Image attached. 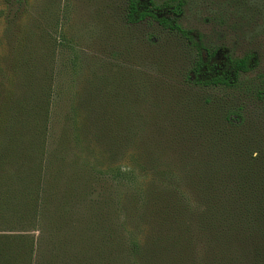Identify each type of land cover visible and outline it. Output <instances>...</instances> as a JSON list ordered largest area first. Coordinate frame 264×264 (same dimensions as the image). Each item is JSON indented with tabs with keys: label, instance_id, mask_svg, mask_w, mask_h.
<instances>
[{
	"label": "trees",
	"instance_id": "trees-1",
	"mask_svg": "<svg viewBox=\"0 0 264 264\" xmlns=\"http://www.w3.org/2000/svg\"><path fill=\"white\" fill-rule=\"evenodd\" d=\"M184 7L129 0L122 21L185 44L190 62L174 85L141 66L172 65L153 35L141 51L120 39L119 61L141 63L110 70L63 40L77 90L55 144L57 90H41L40 120L25 107L21 127L0 125V264H264V178L240 136L243 109L191 94L239 89L255 57L207 47L181 24Z\"/></svg>",
	"mask_w": 264,
	"mask_h": 264
},
{
	"label": "rangeland",
	"instance_id": "rangeland-1",
	"mask_svg": "<svg viewBox=\"0 0 264 264\" xmlns=\"http://www.w3.org/2000/svg\"><path fill=\"white\" fill-rule=\"evenodd\" d=\"M128 1L0 0V125L7 122L21 127L29 121L25 107L38 106L41 90H57L51 122V143L55 144L66 125L70 92L77 90L71 75L73 50L63 47V40L86 57L85 63L97 69V63H104L110 70L111 65L141 63L134 60V53L125 63L119 61L116 55L125 56L128 52L120 39L129 38L123 47L135 43V49L141 51L146 48L140 46V39L153 35L159 57L164 54L172 65L169 70L146 63L141 66L149 74L153 72V78L155 74L166 75V81L174 85L182 70L188 68V48L175 36L149 24L125 29L122 21ZM180 1L185 3L181 24L200 33L207 47L220 49L234 58L255 57L254 70L244 76L239 89L200 90L191 94L202 101L211 99L221 109H243L245 123L240 136L252 154L251 162L264 178V96L258 95L259 76L264 74V0ZM149 49L153 64L155 52ZM33 111L40 120L39 106Z\"/></svg>",
	"mask_w": 264,
	"mask_h": 264
}]
</instances>
